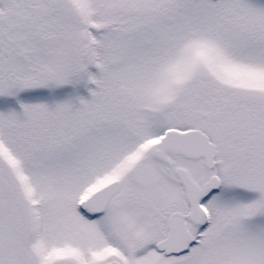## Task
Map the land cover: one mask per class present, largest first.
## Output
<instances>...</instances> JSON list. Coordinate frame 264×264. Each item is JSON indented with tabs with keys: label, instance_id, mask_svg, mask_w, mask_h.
<instances>
[{
	"label": "snow or ice",
	"instance_id": "1",
	"mask_svg": "<svg viewBox=\"0 0 264 264\" xmlns=\"http://www.w3.org/2000/svg\"><path fill=\"white\" fill-rule=\"evenodd\" d=\"M0 264H264V0H0Z\"/></svg>",
	"mask_w": 264,
	"mask_h": 264
}]
</instances>
